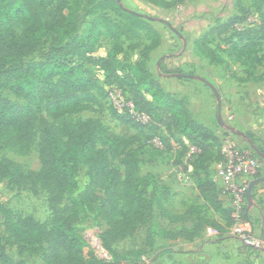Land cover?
Listing matches in <instances>:
<instances>
[{"label": "rangeland", "instance_id": "1", "mask_svg": "<svg viewBox=\"0 0 264 264\" xmlns=\"http://www.w3.org/2000/svg\"><path fill=\"white\" fill-rule=\"evenodd\" d=\"M98 1L82 0L80 9L75 13L76 34L81 35L97 14H103L113 21L118 20L108 9L96 10V14L91 13L90 8ZM117 1L149 19L160 32L161 43L151 52L152 56L148 62L152 75L157 78L161 77L162 81L171 88L174 87L173 82H176L174 78L182 72L207 77L214 82L219 99L213 91H208L207 97L197 95L189 102L186 96H178L185 100V106L191 115L190 110L197 112L213 125L211 130L219 138V144L217 143L213 148L214 156L217 154L216 147L221 148L224 138L229 135L236 147L251 150L256 156H259V153L264 154V37L254 41L257 54L245 56L240 52L242 44L237 43L238 31L235 28L228 27L221 34L208 33L211 28L223 23L229 25L232 22L241 21L245 26L258 30V35L261 36L260 26L264 21V0ZM14 29L15 32L21 33L22 26L17 24ZM138 32L141 34L140 37L127 36L120 39L123 47L121 52L115 55L114 60L108 58L112 42L105 36H100L96 41L92 55H84L80 58L71 57L77 66L76 72L85 71L83 77L87 78L88 82L79 88L68 89L64 94L89 91L96 96L97 100L95 103H88L86 108L80 112L58 117L50 116L46 113V106L62 96L43 91L40 87L31 94L16 93L11 88L2 85L0 81V97L22 106L31 107L37 114V119L33 123L32 142L26 147L10 146L4 144V138L0 139V160L8 158L18 163L26 172L39 171L43 162L40 154L43 146L41 131L45 124L62 128L66 124L84 123L91 130L97 128L114 144L115 148H132L135 151L136 158L139 160V178L144 177L147 183L143 192L148 198H152L154 214L153 218L135 235L113 239L110 228L95 211V205L99 204L100 199H97L91 206L79 202L78 216L73 226L82 240L84 264H202L205 257L202 259L201 256L206 255L218 262L225 259L224 249L226 247L207 244L205 245L207 252L201 251L200 256L198 251L190 247L191 241L187 242L181 237L168 239L164 235L165 232L175 234L180 226L188 228L189 231L193 230L197 224L196 216L205 212L199 205H194L198 204L194 188L184 183L182 186V183L178 181L180 176L185 175L186 178L191 179L196 170L197 152L187 156L188 146H192V142L186 137L181 139L176 130L166 129L164 125L144 128L131 122L124 113L115 110L107 98L108 88L117 86H120L117 88H121L126 93L134 95L124 66L126 63H137L141 51L149 43L143 31ZM196 39L220 56L221 63L211 64L208 58L199 54L193 46ZM51 40L52 35H44L43 43L34 52L25 56L24 63L44 62L43 52L47 51ZM135 44L139 46L132 48ZM4 74L5 68L0 66V75ZM258 98L262 99L261 102ZM151 111L157 118L161 115L160 110L152 109ZM237 126L245 130L244 136L233 134L231 129ZM69 134H77V132L70 130L64 139ZM246 137L252 140L254 146ZM174 140H181L179 141L180 148L173 149ZM107 148L108 146H102L104 150ZM220 156L222 158L221 152ZM221 158L205 162L204 170L214 176L216 165ZM120 160L119 156H110L109 167L122 179L124 167ZM259 160L261 166L256 173L259 172L262 177L264 176V161L261 157ZM74 171L77 185L63 195V204H71L72 200L80 201L81 196L87 191L90 192L91 197L105 198L101 189L92 186V177L88 168L80 161L74 162ZM253 176L245 180L249 182L254 179ZM260 186L263 191L259 202L260 206L264 207V183ZM49 196V192L40 183L17 187L7 179L0 180V234L3 245L13 260H22L23 264H48L45 242L27 247L21 254L16 245L6 242V239L12 237L5 225V218L8 215L7 211L10 220L20 226H28L29 223L36 222L49 228L52 218ZM190 206H195V209L193 213H185V217L193 216V224L188 220L182 223L170 222L168 217L161 214L164 207L173 213L183 212ZM249 217L253 229L264 235V224L258 222L259 220L251 213ZM206 237L210 238L207 235ZM229 244L231 259L234 261L243 258L247 253H255L263 258L264 249L251 250L241 245L235 238L231 239ZM259 262L264 264V261Z\"/></svg>", "mask_w": 264, "mask_h": 264}, {"label": "trees", "instance_id": "2", "mask_svg": "<svg viewBox=\"0 0 264 264\" xmlns=\"http://www.w3.org/2000/svg\"><path fill=\"white\" fill-rule=\"evenodd\" d=\"M81 5L82 0H0V66L5 68V74L0 75L2 85L16 93L31 94L40 87L43 91L62 96L46 106V113L50 116L80 112L88 103H95L97 100L89 91L64 94L66 90L79 88L88 82V79L83 77L85 71L76 72L77 66L71 57L92 55L96 41L100 36H105L112 42L108 58L114 60L123 47L120 39L127 36L140 37L138 31H143L144 37L149 41L148 45L141 51L137 63H126L124 66L134 95L120 89L138 109L152 117V122L143 126L133 121L127 113H122L131 122L144 128L164 125L166 129H174L198 148L195 161L197 167L192 178L197 197L202 201L199 207L221 218L217 221L215 218L199 214L196 216L197 224L193 230L189 231L182 226L175 234L165 232L164 235L168 239L182 237L190 240L205 226L220 233L229 232L233 223L230 201L228 206L223 205L219 196L221 188H217L211 175L204 170L205 162L221 158L220 148L216 147V156L213 154V148L219 144V138L213 130L194 119L185 106V100L166 91L148 68L150 53L161 43L160 32L149 19L126 8L117 0H99L90 8V12L96 14V10L108 9L118 20L113 21L103 14H97L82 34L78 35L75 33V13ZM236 23L242 22L235 21L229 25L223 23L211 28L208 33L221 34L228 27L234 29ZM17 24L22 26L21 33L15 32L14 27ZM260 29L261 36L258 35V30L249 26L244 25L242 29H236L237 43L242 44V55L257 54L254 41L264 37V21L261 22ZM46 34L52 35V40L47 51L43 52L45 61L25 64V56L40 47ZM138 46L135 44L132 48ZM193 46L199 54L208 58L211 64L221 63L220 56L203 46L199 39L194 41ZM152 109L160 110L161 115L155 117ZM36 119L37 114L31 107L0 97V139H5V145L28 146L34 137L33 123ZM70 130L76 131L77 134H69L64 139ZM179 141L181 140H174L181 146ZM41 143L43 146L40 154L43 162L39 171L26 172L18 163L8 158L0 160V180L7 179L17 187L40 183L50 195L49 208L52 218L49 228L36 222L20 226L10 220L6 211L8 215L5 225L12 237L6 239V242L16 245L19 254L27 247L45 242L48 264H84L82 240L73 226L78 216L79 202L91 206L100 199L99 204L95 205V211L110 228L113 239L135 235L153 218L154 202L143 192L147 183L144 177L139 178V160L132 148H115L103 132L97 128L91 130L84 123L66 124L62 128L45 124L41 131ZM102 146H108L107 150L102 149ZM110 156L121 157L120 162L124 167L122 179L109 167ZM75 161H80L88 168L92 186L103 191L104 199L91 197L87 191L80 201L72 200L71 204H63V195L77 185ZM260 176L257 172L253 177ZM194 209L195 206H190L185 213H193ZM243 210L244 217L250 222L247 205ZM185 213L177 215L165 207L161 212L170 222H185L193 218L185 217ZM262 239L264 240L263 236ZM242 245L251 250H260ZM0 264H23L22 260L15 261L8 255L1 234ZM237 264L251 262L248 263L247 260Z\"/></svg>", "mask_w": 264, "mask_h": 264}, {"label": "built area", "instance_id": "3", "mask_svg": "<svg viewBox=\"0 0 264 264\" xmlns=\"http://www.w3.org/2000/svg\"><path fill=\"white\" fill-rule=\"evenodd\" d=\"M234 27L242 29L244 24L236 23ZM107 98L116 110L127 113L136 123L145 126L152 122V117L147 112L138 109L120 88H108ZM159 147L162 148L163 146L159 145ZM196 152H198L196 146H188L187 156ZM220 152L222 158L216 165L214 180L220 185L222 192L230 198L233 223L229 232L240 243L263 250L264 240L254 234L250 222L246 220L243 214V209L247 204L246 190L248 180L245 179H249L250 176L255 175L256 171L259 170L260 157L254 155L251 150L236 147L231 135L224 138ZM182 173L180 170V174ZM206 231L208 235L214 233L211 227H207Z\"/></svg>", "mask_w": 264, "mask_h": 264}, {"label": "crops", "instance_id": "4", "mask_svg": "<svg viewBox=\"0 0 264 264\" xmlns=\"http://www.w3.org/2000/svg\"><path fill=\"white\" fill-rule=\"evenodd\" d=\"M151 56H152V53L150 54V59H151ZM179 74L192 75L193 77L192 78L191 77H186V76L175 77L174 81H176V82H173V86L174 87H172V88L168 84L164 83L162 81L161 77H158V78L155 77V76L154 77H155V79L158 80V82L161 84V86L166 91L174 93L175 95L180 96V97L186 96L187 100H188L187 102H189L190 99H193L194 97H197V95H200L202 97H207L208 91H210V92L212 91V89L205 82H204V84H201V82H203V81L198 79V78L205 79L207 82H209L210 84H212L214 86V82H212L211 79H209L207 77L204 78V77L198 76L196 74L185 73V72H182V73H179ZM160 75H164V74H160ZM247 83H250V82H247ZM188 89H189V91H187ZM258 100L261 102L262 99L258 98ZM190 112L192 113L194 119H196L199 123L203 124L207 128H210V129L213 128V125L209 122V120H206L205 118L203 119V115H201V114H199L197 112H193L192 110H190ZM209 124H211V125H209ZM242 129L243 128H240V126H237V127H233L231 129V131L233 132L234 135L237 134L238 136H244L245 135L244 134L245 130H242ZM178 134H179V137L181 139H185L184 138L185 136H183V134H181V133H178ZM246 139H248V138L246 137ZM248 141L250 142V144L252 146H254V144H252V140L248 139ZM175 145H176V147H175ZM172 147H173V149L174 148H180V146L177 143L176 144L174 143L172 145ZM261 159L264 161L263 158H261ZM211 178L214 181V183L216 184L217 188L220 190V185L215 182L213 174L211 175ZM178 181L182 183V186H183V183H184V184H186V186H191V187L194 188V183H193V178L192 177H191V179H189L188 177L186 178V175L183 176L182 178L180 176ZM261 183H264V181H261V182H259V183H257L256 185L253 186V188L251 190V198H252L251 205L250 206H248L247 204L246 205H247L248 214L250 215V213H251L254 217H256L259 220L258 222L264 224V207H261L260 206V202H259V197H262V191H263V189L260 186ZM182 186L180 185L181 188H182ZM194 190H195L196 198L198 200V202H197L198 204H194V205H200V204H202V201L197 197V191H196L195 188H194ZM171 193H173V192H171ZM219 196H220V199L222 200L223 205L224 206H228L229 205V201H230L229 196L227 194L223 193L222 190L220 191V195ZM256 199H258V200L256 201ZM167 210L170 212L169 209H167ZM186 211H187V209H185L183 212L179 211V212H173V213L177 214V215H182ZM204 215L207 218H215V219H217V221L221 220L220 216H218L216 214H212L210 211H207V210L204 212ZM189 221L192 224L194 222L193 219H191ZM178 222L182 223L181 221H178ZM250 226H251V224H250ZM180 227H182V226H180ZM186 227H188V226H186ZM207 227H209V226L203 227L199 231L198 235L194 236L190 240L183 239L181 237V239L186 240L187 242L191 241V246L190 247H192L193 250L198 251L200 256L202 255L201 251L207 252L206 251V247H205V245H207V244L208 245H214L215 244L214 245L215 247H220V246L221 247H226L224 249L225 259H221L220 261L216 262V261H213L211 258H209L208 255L205 254L206 256H203V257L201 256L202 259H204V257H205V260L203 262H201L202 264H228L229 261H231L230 264H237V263H241V262H244V261H247V260L250 261L251 264H259V263L262 264V262L258 263V261H264V250L262 252L263 253V258L261 256H259V255L257 256V254H255V253H253V254L247 253L243 258L234 261L233 259H231V254H230L231 253V246L229 244V243H231V239H234V237L230 234V232L220 233L219 231H217V230H215L213 228L212 229L214 230V233L211 234V235H208V233L206 231ZM251 229H252V231L254 232L255 235H258L260 237H262V236L264 237V235L262 233L259 232L260 233L259 234L258 232H256L253 229L252 226H251ZM206 235L209 236L210 238H207ZM181 239H178V240H181Z\"/></svg>", "mask_w": 264, "mask_h": 264}, {"label": "water", "instance_id": "5", "mask_svg": "<svg viewBox=\"0 0 264 264\" xmlns=\"http://www.w3.org/2000/svg\"><path fill=\"white\" fill-rule=\"evenodd\" d=\"M177 76L178 77L179 76H186V77H191V78L193 77L192 75H182V74H177ZM198 79H200L203 82H205L212 89V91L215 94L216 98L219 99V95L217 93V90L212 84L207 82L205 79H202V78H198ZM259 156L264 159V154H260L259 153ZM261 181H264V176L258 177V178H254V179H252L251 181L248 182L247 190H246V202H247L248 206L251 205V200H252V198H251V190H252L253 186L256 185L257 183L261 182Z\"/></svg>", "mask_w": 264, "mask_h": 264}]
</instances>
